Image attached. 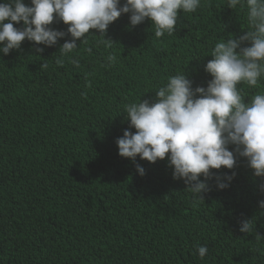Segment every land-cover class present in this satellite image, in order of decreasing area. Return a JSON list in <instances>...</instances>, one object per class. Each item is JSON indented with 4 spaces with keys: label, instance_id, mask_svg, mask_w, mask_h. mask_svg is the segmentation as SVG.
I'll use <instances>...</instances> for the list:
<instances>
[{
    "label": "trees",
    "instance_id": "1",
    "mask_svg": "<svg viewBox=\"0 0 264 264\" xmlns=\"http://www.w3.org/2000/svg\"><path fill=\"white\" fill-rule=\"evenodd\" d=\"M247 14L246 0L235 8L199 0L195 12L178 10L171 35L157 38L148 18L132 26L122 13L104 33L110 48L93 29L63 56L60 46L73 38L54 14L48 27L66 33L54 45L25 38L0 51V264H264V176L247 158L236 154L232 169L201 175L202 201L173 179L167 154L150 163L121 157L116 144L136 131L125 105L155 102L169 77L186 74L193 89L206 88L215 44L252 30ZM237 88L247 102L264 93V74L257 86ZM217 177L228 187L218 188ZM248 219L252 231L243 233Z\"/></svg>",
    "mask_w": 264,
    "mask_h": 264
},
{
    "label": "clouds",
    "instance_id": "2",
    "mask_svg": "<svg viewBox=\"0 0 264 264\" xmlns=\"http://www.w3.org/2000/svg\"><path fill=\"white\" fill-rule=\"evenodd\" d=\"M31 3V7L21 0L0 4V42L6 41L0 51L4 54L18 49L25 38L36 44L54 45L66 34L48 27L55 17L68 25L67 34L73 38L60 46L63 56L76 49V40L82 41L93 29L110 48L114 41L105 39L104 33L122 13H130L132 26L148 18L159 38L165 32L169 35L174 32L178 10L195 12L199 7V0H126L123 6H119L118 0H31ZM238 3L240 0H228V7L235 8ZM240 6L243 8L245 4ZM246 6L252 30L238 39L230 37L215 44L212 59L205 65V71L212 77L207 87L193 89L186 74L169 77L166 86L155 93V102L140 100L125 105L130 127L136 131L125 130L116 140L121 157L134 159L139 155L154 163L157 159L164 160L167 154L173 179H182L186 188L202 201L201 193L208 187L199 177L212 178L210 169H232L236 154L247 158L255 176H264V93L245 102L237 88L241 82L257 86L258 78L264 74V0H246ZM6 20L10 22L3 23ZM21 21L22 29L13 26L12 22ZM245 41L250 46L240 47ZM107 59L114 62L116 57L110 54ZM56 64L62 66L63 61L57 59ZM45 67L46 64H41V68ZM229 144L235 145L233 151L228 149ZM136 167L143 175L144 169ZM232 176L224 179L230 181ZM217 187L223 189L228 184L217 177ZM260 207L264 208V201ZM239 230L251 233L252 220H244ZM198 253L204 257L207 248L198 247Z\"/></svg>",
    "mask_w": 264,
    "mask_h": 264
}]
</instances>
